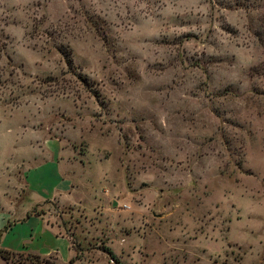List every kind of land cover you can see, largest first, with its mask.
<instances>
[{"label": "rangeland", "instance_id": "rangeland-1", "mask_svg": "<svg viewBox=\"0 0 264 264\" xmlns=\"http://www.w3.org/2000/svg\"><path fill=\"white\" fill-rule=\"evenodd\" d=\"M0 29V168L44 130L80 200L17 189L0 264H264V0H0Z\"/></svg>", "mask_w": 264, "mask_h": 264}, {"label": "crops", "instance_id": "crops-1", "mask_svg": "<svg viewBox=\"0 0 264 264\" xmlns=\"http://www.w3.org/2000/svg\"><path fill=\"white\" fill-rule=\"evenodd\" d=\"M27 127L34 132H37L36 130H42L40 127L31 125ZM41 133L42 136L39 139L34 141L30 140L29 143L31 146L34 145L36 147L40 155L50 157V161H40L34 164L31 167L33 171L30 173V175L29 169L26 171L27 174H23L21 171L24 159H20L19 163L15 164L13 167L4 166L3 171L2 168H0L3 175L5 176L6 181L10 183V186H12L10 187V193L6 192L0 194V230L5 231V233H3L4 237H6L7 231L11 228L10 223H8L11 209L7 210L8 208L5 207L3 202L6 201V199H12V197H15L11 195H13L15 191L17 192V189H20L25 194L26 198L32 200L34 205L46 199H56L60 204L66 205H75L80 203L78 196L76 197L79 184H77L76 180H74L73 175V169L76 167V162L70 158L69 155L73 152V150L67 152V147L64 146L61 138L54 136L51 137L50 135H47V132L44 130H42ZM48 171L51 175L56 177L57 181L53 186L50 187L49 190L41 191L40 189H37L40 178H42L44 174H47ZM18 175H20V178ZM32 214L36 218H39L43 221V224L41 225L42 231L48 232L50 235H53L56 240L64 242L66 245H68L67 237L60 234L56 227L47 221L44 213L34 214L32 212ZM29 216L31 215L26 216L27 219H29ZM1 231L0 236L2 235ZM22 241L23 239L21 242ZM0 247L4 248L6 246L2 245ZM27 249L28 248L25 247V249L22 251H28ZM49 253V251H43L41 254L47 255ZM51 253L56 254L55 251Z\"/></svg>", "mask_w": 264, "mask_h": 264}, {"label": "trees", "instance_id": "trees-1", "mask_svg": "<svg viewBox=\"0 0 264 264\" xmlns=\"http://www.w3.org/2000/svg\"><path fill=\"white\" fill-rule=\"evenodd\" d=\"M3 34H2V31L0 29V57L3 53V49H4V46H5V42L2 38ZM58 50L59 52L62 54L63 56V60H64V63L66 65V67L72 71L73 69V64H72V59H71V56L69 55V52L66 50V49H63L61 46L58 47ZM1 71H2V68L0 67V75H1ZM85 81H86V78H84ZM32 212L34 214H39L41 211L39 210H32ZM1 231V230H0ZM106 252L109 254L110 258L114 260V262H116V264H120L119 262H117L116 258H115V255L111 252L110 249L108 248H105ZM11 253V251L7 250V249H4L2 247H0V258L6 260L8 258V254ZM36 255V254H34Z\"/></svg>", "mask_w": 264, "mask_h": 264}]
</instances>
